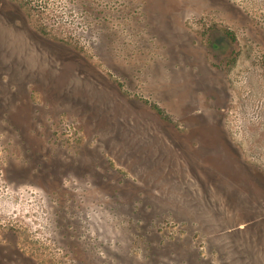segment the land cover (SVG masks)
Returning <instances> with one entry per match:
<instances>
[{
	"label": "rangeland",
	"instance_id": "obj_1",
	"mask_svg": "<svg viewBox=\"0 0 264 264\" xmlns=\"http://www.w3.org/2000/svg\"><path fill=\"white\" fill-rule=\"evenodd\" d=\"M0 264H264V0H0Z\"/></svg>",
	"mask_w": 264,
	"mask_h": 264
}]
</instances>
